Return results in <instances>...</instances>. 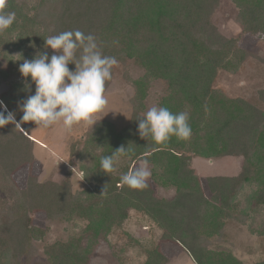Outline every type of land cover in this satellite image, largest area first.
I'll use <instances>...</instances> for the list:
<instances>
[{
  "label": "trees",
  "instance_id": "16d2710c",
  "mask_svg": "<svg viewBox=\"0 0 264 264\" xmlns=\"http://www.w3.org/2000/svg\"><path fill=\"white\" fill-rule=\"evenodd\" d=\"M237 1L240 7L238 18L245 30L264 34V0ZM26 3L29 4L25 1L19 7L16 2H9L3 8L5 12H15L16 19L8 29L10 36L5 39L0 33V84L10 78L6 56L1 49L4 43L7 48L21 50L23 58L31 60L38 52L47 51L49 56L53 52L50 48L45 49L44 39L33 42L36 28L40 31L43 27L46 38L76 29L93 34L105 55L114 56L117 61L124 59L125 54L134 57L146 68V76L165 79L173 89L187 93L188 98L200 96L207 100L198 115L203 126L196 119L189 121L192 129L190 140L198 141L201 130L205 129L204 133L214 138L215 153L211 154L245 157L238 176L207 177L213 197L220 201L219 212H230L238 189L243 183L252 181V164L263 175L264 107L242 99V105H239L243 111L237 114L228 112L230 98L213 88L217 67L224 64L226 50L237 51V40L224 36L212 21L220 0H35L37 14L31 18L24 15ZM74 67L69 65L70 69ZM113 76L114 68L112 79ZM27 79V84H31V78ZM111 81L106 83V89ZM137 86L140 87L141 83L138 82ZM15 88L18 97L13 101L4 97L0 100L15 112L19 121L23 113L18 104L35 93V85L31 84L29 89L26 84H18ZM138 99L132 97L135 104ZM174 99L172 97L170 101ZM259 99L264 104V90L259 92ZM172 112L178 113L176 110ZM142 117L137 108L127 129L114 134L120 147L130 145L137 156L152 160L155 152L161 150L157 148L161 144H157L155 152L150 153L154 141L142 139L138 132L137 119ZM33 124L24 123L22 127L9 124L0 128V264H32L37 254L34 242L44 234L43 229L33 225L35 211L45 212L51 220H70L77 216L90 220L87 240L72 237L44 248L47 264H90L100 236L106 239L107 229L114 222L123 221L130 208L142 210L155 218L163 228L162 239L179 244L195 263L242 264L230 255L227 257L230 260L218 258L203 247L202 229L208 226L212 205L201 190L194 168L189 166V154L182 153L185 140L172 136L168 140L173 142L172 146L163 153L164 158L169 156L176 162L174 174L181 189L173 199L154 197L149 185L144 189H131L122 184L120 178L104 172L100 162L107 155V149L103 146L99 147L101 153L96 154L94 161V169L98 167V172H101L96 177L100 183L95 189L97 192L92 197L89 195L90 201L86 203L87 192L75 195L70 180L59 183L40 181L30 175L24 189L16 186L13 173L35 160V139L30 135ZM198 146L200 149L201 144ZM157 154L160 156L162 153ZM255 201L264 205V186L258 191ZM101 227L105 231L103 235ZM168 261L155 246L149 251L145 264H166Z\"/></svg>",
  "mask_w": 264,
  "mask_h": 264
},
{
  "label": "rangeland",
  "instance_id": "374dc122",
  "mask_svg": "<svg viewBox=\"0 0 264 264\" xmlns=\"http://www.w3.org/2000/svg\"><path fill=\"white\" fill-rule=\"evenodd\" d=\"M25 1L29 4L26 3L24 15L31 18L37 14L35 0H5V6L9 2H16V5L20 7ZM50 4L53 6L52 2ZM239 13L240 7L237 0H220L219 6L212 15V21L219 31L224 36L237 40L235 45L237 51L226 50L225 62L217 67L213 82V88L231 100L227 111L236 114L243 111L240 106L242 99L264 107L259 99V92L264 90V34L245 30V26L238 18ZM34 20L39 22L35 16ZM34 30L37 35L34 36L33 42L46 38L43 27L40 31L38 28ZM3 34L6 39L10 36V31L5 30L1 33L2 36ZM1 49L6 56L10 78L3 80L0 84V98L4 97L13 101L18 97L15 87L18 84L28 83V79L26 81L19 71V66L25 59L21 50L7 48L5 43ZM123 57L124 59L118 60V64L114 67L113 79L106 89L108 104L96 115L97 123L93 128L84 125L74 126L71 133H65L60 125L43 129L36 128L33 124L30 135L35 139V160L23 165L12 175L19 189L27 186L30 175L36 176L40 181L52 180L59 183L70 180L75 195L83 191L87 192L85 202L88 203L89 195L92 197L93 193L97 192L95 189L100 183L96 177L101 172H98V167L94 169L96 154L101 153L100 148L103 146H106L105 154L107 155L120 148V142L116 140L114 132L121 133L127 129L132 113L137 108L144 116L152 107H166L171 112L173 110L178 113L187 112L189 121L196 119V122L200 123L199 116L207 100L200 96L188 98L187 93L173 89L165 79L146 76V68L136 58L128 57L126 54ZM138 82L141 83L140 87L137 86ZM134 96L138 97L140 102L137 101L135 104L132 101ZM172 97L175 99L170 101ZM240 107L241 109L238 110ZM199 125L203 126V122ZM204 132L205 129L201 130L198 141L194 142L189 138L183 141L181 147L182 153L189 154L187 156L190 159L189 166L194 168L201 190L212 205L209 209L208 226L205 225L202 229L203 247L221 259L230 260L231 258H227L230 255L242 264L264 263V233H262L264 205L257 204L255 201L258 191L264 186V173L260 175L257 166L252 164L254 168L252 181L243 183L238 189L230 212H219L220 201L213 197V192L207 185V177L238 176L245 164V157L211 154L215 153L214 138ZM133 143L134 141L132 145ZM172 143L167 141L157 147V144L153 142L150 153L155 152V147L161 150L155 152L152 160L143 155L137 156L132 152L130 145L124 146L125 150L128 148L127 153L119 156L115 169L110 172V175L121 179L124 174L147 161L151 172L147 183L152 189L153 196L158 199H173L181 189L174 174L176 162L172 157L164 158L163 155ZM198 144H201L200 149ZM137 149H135L136 152ZM157 153L162 154L158 156ZM32 222L34 226L43 229L44 233L34 242L37 254L32 264H47L44 254V248L47 245L72 237L86 239L88 227L91 225L90 220L84 216H77L70 220H51L43 211H35ZM104 232L101 227V234L103 235ZM162 234L163 228L155 218L142 210L130 208L123 221L114 222L107 229L106 239L100 236L90 264H145L149 251L155 246L168 258L169 261L166 264H197L183 247L162 239Z\"/></svg>",
  "mask_w": 264,
  "mask_h": 264
},
{
  "label": "clouds",
  "instance_id": "9594fccd",
  "mask_svg": "<svg viewBox=\"0 0 264 264\" xmlns=\"http://www.w3.org/2000/svg\"><path fill=\"white\" fill-rule=\"evenodd\" d=\"M5 0H0V33L11 28L16 19L15 12H5ZM45 49L31 60L25 59L19 71L27 81L35 85V93L18 104L23 113L18 121L0 100V128L9 124L22 127L32 122L36 128L49 129L62 126L65 133H71L74 126L94 127L96 115L108 104L106 83L112 79V70L118 64L114 56L105 55L93 34L80 30L64 31L44 38ZM75 65L70 69L69 65ZM31 84H26L30 89ZM187 112L173 113L166 107H152L142 118L137 119L138 132L142 139L151 138L156 144L167 142L172 136L187 140L192 134ZM128 150V148H127ZM123 146L101 158L100 168L106 173L114 171ZM151 172L145 161L138 168L121 177V183L131 189L148 187ZM84 180V179H82ZM81 180V181H82Z\"/></svg>",
  "mask_w": 264,
  "mask_h": 264
}]
</instances>
